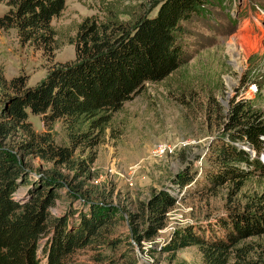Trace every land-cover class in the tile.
<instances>
[{
  "label": "rangeland",
  "instance_id": "1",
  "mask_svg": "<svg viewBox=\"0 0 264 264\" xmlns=\"http://www.w3.org/2000/svg\"><path fill=\"white\" fill-rule=\"evenodd\" d=\"M142 1L147 7L151 0H65L61 13L51 19L55 35L46 50L21 39L15 28H0V90L13 75L22 74L33 85L51 67L72 61L75 33L85 17L104 20L108 8H114L129 20L140 12ZM7 8L6 0H0V13ZM182 24L186 61L164 79L146 81L113 112L95 143L73 146L62 120L45 123L40 114L28 112L35 130L49 133L58 145L73 147L72 167L19 151L21 130L9 137V146L17 151L32 180L54 169L64 181L49 207L51 216L75 219L74 210L90 206L107 213L103 231L112 244L95 242L77 248L64 264H94L96 249L112 253L121 262L130 260L127 264H205L197 245L166 250L172 232L189 225L208 233L205 226H217L228 208L264 196V175L258 173L250 175L240 189L232 182L215 187L204 182L230 106L243 101L264 112V0L207 4L202 14ZM237 34L262 36V40L258 46L239 45L238 53L231 54L229 43ZM96 133L92 130L91 135ZM259 157L264 161V151ZM80 161L83 167H78ZM154 193H170L175 201L164 213L163 224L146 235L148 218L143 209ZM239 244L249 246L247 257L264 258V233Z\"/></svg>",
  "mask_w": 264,
  "mask_h": 264
},
{
  "label": "trees",
  "instance_id": "2",
  "mask_svg": "<svg viewBox=\"0 0 264 264\" xmlns=\"http://www.w3.org/2000/svg\"><path fill=\"white\" fill-rule=\"evenodd\" d=\"M225 1L151 0L147 7L142 1L140 12L129 20L120 17L122 12L108 8L104 20L88 16L78 24L72 61L51 67L33 85H28L22 74L3 83L0 264H64L77 248L95 242L112 244L103 231L107 213L98 206L74 210L75 219L69 215L51 216L49 207L64 181L54 169L32 180L17 151L9 146V137L21 130L24 137L16 144L19 151L70 167L73 147L58 145L49 133L35 130L28 112L40 114L45 123L62 120L73 146L82 141L95 143L113 112L138 93L146 81L162 80L186 61L180 38L184 32L182 21L202 14L207 4ZM6 3L8 8L0 13V28H15L21 39L45 50L51 48L55 35L51 19L61 13L65 0ZM223 123L211 158L214 164L207 169L204 182L206 187L232 182L234 188L240 189L253 173L264 175V161L259 157L264 151V112L251 103L235 101ZM95 129L98 133L91 135ZM78 167H83L81 161ZM255 200L243 207L228 208L217 226H205L210 229L208 233L189 225L176 229L165 249L194 244L201 249L205 264H264V258L247 257L249 246L239 244L246 237L264 233V196ZM174 201L170 193H154L148 200L143 209L148 218L146 235L163 224L164 213ZM93 257L94 264L130 262H121L100 249L94 251Z\"/></svg>",
  "mask_w": 264,
  "mask_h": 264
},
{
  "label": "bare ground",
  "instance_id": "3",
  "mask_svg": "<svg viewBox=\"0 0 264 264\" xmlns=\"http://www.w3.org/2000/svg\"><path fill=\"white\" fill-rule=\"evenodd\" d=\"M262 36H249L246 34L243 35H235L232 37L230 43H229V51L231 54H237L238 53V47L239 45L246 47L248 44L253 43L254 45L258 46L261 43Z\"/></svg>",
  "mask_w": 264,
  "mask_h": 264
}]
</instances>
